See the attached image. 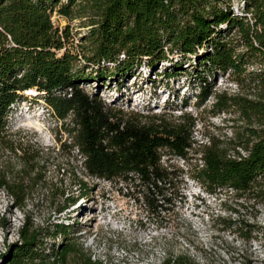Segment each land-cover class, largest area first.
Masks as SVG:
<instances>
[{
  "label": "trees",
  "instance_id": "16d2710c",
  "mask_svg": "<svg viewBox=\"0 0 264 264\" xmlns=\"http://www.w3.org/2000/svg\"><path fill=\"white\" fill-rule=\"evenodd\" d=\"M53 12L68 21L82 19L87 30L77 44L68 24L60 28L52 21ZM192 62L200 82L197 103L213 95V114L235 109L246 126L232 145L214 139L198 144L199 164L190 177L208 193L227 190L258 207L264 203V0H241L239 13L232 0H0V189L7 193L9 210L23 211L17 240L0 264L62 260L71 244L70 224L52 223L51 235L62 239L46 251L43 227L26 205L36 187L46 186L51 189L47 203L60 215L86 187L77 179L76 193L52 188L46 170L53 149L37 139H21V130L10 122L22 93L35 89L61 121L69 140L61 145L79 152L85 175L124 183L123 195L154 213L170 201L169 190L179 191L175 166L162 157L186 159L194 149L196 117L112 106L82 84L101 88L108 77L131 78L141 65L155 75L164 63L169 70L164 75L171 78ZM218 72L236 90H213L209 79ZM70 175L72 181L77 177L74 170ZM228 217L215 218L219 230H233L245 241L264 231L254 225V216L251 222ZM84 263L92 261L87 257ZM159 264H190V259L169 255Z\"/></svg>",
  "mask_w": 264,
  "mask_h": 264
},
{
  "label": "rangeland",
  "instance_id": "374dc122",
  "mask_svg": "<svg viewBox=\"0 0 264 264\" xmlns=\"http://www.w3.org/2000/svg\"><path fill=\"white\" fill-rule=\"evenodd\" d=\"M232 8L239 13L241 0H232ZM51 19L60 28L68 24L74 44L87 30L86 26H81L82 19L68 21L56 12ZM183 67L184 70H179L175 77L168 78L164 75L169 71L168 63L159 64L155 75L148 74L147 66L141 65L131 78L108 77L101 88H97L95 82L82 84L85 90L98 92L112 106L126 110L143 109L140 111L144 113L148 107L150 114L167 111L172 117L190 112L196 117L194 149L188 152L186 159L174 155L162 157L165 162L174 164L173 180L179 191L169 190L166 194L170 201L163 203L154 213L124 196V183L115 184L104 178L85 175L79 152L61 145L69 142L61 121L52 115L35 89L22 93L10 122L13 129L21 130V139H37L53 149L55 157L50 159L46 170L52 188L57 192L73 190L76 193L79 190L78 184L74 183L77 179L86 184L85 189L82 188L84 194L60 215L47 203V195L51 193L49 187H36L32 199L27 202L26 211L35 224L43 227L42 241L46 251H51L53 244L57 248L62 239L60 234L51 235L52 223L62 221L71 226L68 234L71 244L64 251L65 257L57 259V264H85L87 257L91 264H159L169 255L186 257L190 264H246L248 261L261 264L264 260V231L255 234V238L248 242L233 230H219L223 228L222 224L215 220L217 216L227 220L231 214L236 220L251 222L254 216V225L264 227V203L258 208L252 199L236 197L227 190L208 193L190 177L192 169L199 164L198 144L214 139L221 146L232 145L246 126L245 119L235 109L225 114H213V95L197 103L200 84L197 69L193 62ZM209 80L215 91L227 87L229 92L236 90L221 72ZM73 170L77 177L72 181L70 173ZM8 204L6 191L0 189V217H5V225H0V263H3L9 244L17 240V229L23 217V211L9 210ZM230 208H237L238 212L234 214Z\"/></svg>",
  "mask_w": 264,
  "mask_h": 264
},
{
  "label": "bare ground",
  "instance_id": "6f19581e",
  "mask_svg": "<svg viewBox=\"0 0 264 264\" xmlns=\"http://www.w3.org/2000/svg\"><path fill=\"white\" fill-rule=\"evenodd\" d=\"M26 92H28V91H26Z\"/></svg>",
  "mask_w": 264,
  "mask_h": 264
}]
</instances>
